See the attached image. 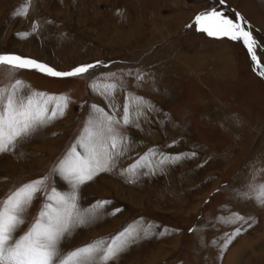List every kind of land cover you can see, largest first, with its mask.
<instances>
[{
    "label": "rangeland",
    "instance_id": "374dc122",
    "mask_svg": "<svg viewBox=\"0 0 264 264\" xmlns=\"http://www.w3.org/2000/svg\"><path fill=\"white\" fill-rule=\"evenodd\" d=\"M181 1L31 0L20 16L13 13L24 0H0V53L31 57L59 71L102 62L75 77L0 66V87L21 79L24 95L38 91L69 98L63 116L0 153V200L42 177L49 192H71L58 165L90 118L103 123L107 139L110 116L113 133L123 137V155L114 158L111 171L77 189V204L86 215L97 201L111 203L98 209L91 223L75 227L62 248L107 240L134 226L140 238L109 264H264V204L257 199L264 184V77L243 43L227 37L233 77L208 73L210 68L188 72L186 55L223 39L188 27L194 17L211 8L236 16L217 0ZM224 1L247 17L264 65V0ZM110 84L115 88H107ZM76 151L84 153L78 145ZM192 152L196 155H188ZM145 154L150 166L138 168L130 180L124 170ZM176 154L186 158L159 164L162 155ZM45 199L37 194L17 235L27 230ZM116 208L121 211L112 214ZM237 214L244 219H235ZM236 228L240 234L222 249Z\"/></svg>",
    "mask_w": 264,
    "mask_h": 264
},
{
    "label": "snow or ice",
    "instance_id": "6c2138e0",
    "mask_svg": "<svg viewBox=\"0 0 264 264\" xmlns=\"http://www.w3.org/2000/svg\"><path fill=\"white\" fill-rule=\"evenodd\" d=\"M30 2L31 0H24L23 7L13 14L26 15ZM219 2L223 4L224 0ZM235 16L236 20H233L224 12L217 11L216 8L206 9L198 13L188 27L195 26L197 31L206 33L210 37H227L232 41H241L249 52L251 60L262 69L259 75L264 77V65L259 63L256 55L258 42L244 18L239 13H235ZM18 35L26 36L28 33H18ZM100 63L102 62L81 63L69 71H59L31 57L8 52L0 53V66L38 70L52 77L81 76ZM138 79H142V76ZM25 86L24 81L16 79L10 86L0 87V153L15 149L25 137L35 133L58 115L63 116L68 107L69 98L64 94L31 91L24 95L21 89ZM107 88H115V85L110 84ZM141 100L142 98H137V102ZM93 107L106 116L103 109L95 105ZM107 120L109 126L106 131L111 134L107 139L104 138L103 123L90 118L88 126L77 141V145L84 149V153L77 152V145H73L58 165L57 171L72 185L71 192H58L55 188L49 192L46 185L47 178L42 177L20 185L6 198L0 200V264H109L140 238L141 232L134 226H128L107 240L102 238L67 250L61 247V242L71 237L75 227L91 223L97 210L111 203L108 200L97 201L86 210V215L81 212L77 204V189L91 181L98 173L111 171L115 167L114 158L123 155V137L113 133L110 126L112 117L107 116ZM123 122L129 123L127 105L124 106ZM149 154L155 153L150 150ZM149 154H145L135 164L124 170L128 173L130 180L136 176L138 168L150 166ZM188 155L195 156L196 153L192 152ZM183 158L186 156L181 154L162 155L159 164L176 163ZM257 191L259 203L264 204V184L259 185ZM40 193L45 194L44 204L27 230L17 235L16 233L25 223L24 216L27 209ZM244 195L246 196L247 193ZM119 211L121 209L116 208L112 214ZM235 219L244 218L237 214ZM225 222L231 221L225 220ZM151 227L152 225L149 224L143 229L144 237L148 236ZM189 231H195V229H189ZM240 231L241 229L236 228L234 233L227 235L220 247L226 249ZM163 234L164 232L158 233V235Z\"/></svg>",
    "mask_w": 264,
    "mask_h": 264
},
{
    "label": "crops",
    "instance_id": "0c3cea01",
    "mask_svg": "<svg viewBox=\"0 0 264 264\" xmlns=\"http://www.w3.org/2000/svg\"><path fill=\"white\" fill-rule=\"evenodd\" d=\"M182 3L183 1L180 0V4ZM241 15L247 18L244 14L241 13ZM229 46H232V44L228 43L226 38L221 39L220 43L209 41L205 49L186 55L185 59L188 67L186 70L193 73H202L204 68H210L208 73H214L221 77H233L236 71L230 62L234 60V55ZM218 56H220L222 62H218Z\"/></svg>",
    "mask_w": 264,
    "mask_h": 264
},
{
    "label": "bare ground",
    "instance_id": "6f19581e",
    "mask_svg": "<svg viewBox=\"0 0 264 264\" xmlns=\"http://www.w3.org/2000/svg\"><path fill=\"white\" fill-rule=\"evenodd\" d=\"M214 1H216V0H214ZM218 1V0H217ZM225 2V1H224ZM227 5L228 6H226V7H228V8H230V9H232L233 8V11L235 12V13H239L240 15H241V13L237 10V9H235L233 6H230L228 3H227ZM224 6V5H223ZM242 16V15H241ZM253 23V22H252ZM250 25H252L251 23H250ZM254 26V25H253ZM251 27V26H250ZM256 55H257V53H256ZM251 58V57H250ZM257 59H258V61H259V57L257 56ZM252 61V60H251ZM253 63V62H252ZM259 63H260V61H259ZM255 66H256V71L259 73L262 69L260 68V67H258L257 66V63L256 62H254L253 63ZM261 64V63H260ZM233 258V257H232ZM231 258V259H232Z\"/></svg>",
    "mask_w": 264,
    "mask_h": 264
},
{
    "label": "water",
    "instance_id": "95a60500",
    "mask_svg": "<svg viewBox=\"0 0 264 264\" xmlns=\"http://www.w3.org/2000/svg\"><path fill=\"white\" fill-rule=\"evenodd\" d=\"M216 3H217L218 5L228 6L226 2H224L223 4H221V3L219 2V0L216 1ZM232 10H233V8H232ZM250 57H251V56H250ZM252 62L254 63V61H252ZM261 65H263V64H261Z\"/></svg>",
    "mask_w": 264,
    "mask_h": 264
}]
</instances>
